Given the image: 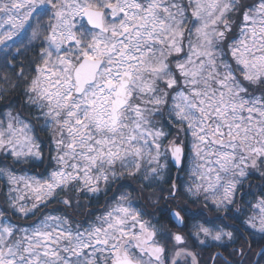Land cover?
Returning a JSON list of instances; mask_svg holds the SVG:
<instances>
[{
	"label": "snow or ice",
	"instance_id": "6c2138e0",
	"mask_svg": "<svg viewBox=\"0 0 264 264\" xmlns=\"http://www.w3.org/2000/svg\"><path fill=\"white\" fill-rule=\"evenodd\" d=\"M0 264H264V0H0Z\"/></svg>",
	"mask_w": 264,
	"mask_h": 264
},
{
	"label": "trees",
	"instance_id": "16d2710c",
	"mask_svg": "<svg viewBox=\"0 0 264 264\" xmlns=\"http://www.w3.org/2000/svg\"><path fill=\"white\" fill-rule=\"evenodd\" d=\"M194 207V206H193ZM258 248H254L253 251L256 252Z\"/></svg>",
	"mask_w": 264,
	"mask_h": 264
},
{
	"label": "flooded vegetation",
	"instance_id": "af4514ba",
	"mask_svg": "<svg viewBox=\"0 0 264 264\" xmlns=\"http://www.w3.org/2000/svg\"><path fill=\"white\" fill-rule=\"evenodd\" d=\"M258 250H259V249H257V251H256V252H258Z\"/></svg>",
	"mask_w": 264,
	"mask_h": 264
},
{
	"label": "water",
	"instance_id": "95a60500",
	"mask_svg": "<svg viewBox=\"0 0 264 264\" xmlns=\"http://www.w3.org/2000/svg\"><path fill=\"white\" fill-rule=\"evenodd\" d=\"M259 251V250H258Z\"/></svg>",
	"mask_w": 264,
	"mask_h": 264
}]
</instances>
